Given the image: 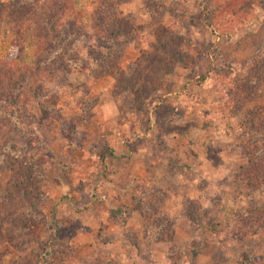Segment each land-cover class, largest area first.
Wrapping results in <instances>:
<instances>
[{
    "label": "rangeland",
    "instance_id": "obj_1",
    "mask_svg": "<svg viewBox=\"0 0 264 264\" xmlns=\"http://www.w3.org/2000/svg\"><path fill=\"white\" fill-rule=\"evenodd\" d=\"M62 1L69 4L65 37L77 52L68 58L93 75L64 64L52 76L35 69L37 59L60 64L65 57L54 51L64 46L38 51L26 29L30 6L0 0V264H41L52 254L64 264H149L153 255L156 264H264V0ZM171 8L182 17L173 21ZM114 22L115 35L97 39ZM28 70L57 97L58 115L32 151L28 128L6 116L24 99L9 98ZM35 90L25 95L34 118ZM103 101L113 107L105 112L113 123L104 119L101 127L128 122L139 138L127 146L147 152L112 160L91 120L74 129L75 146L62 136L83 115L80 103L93 116ZM70 150L82 166L63 160ZM123 165L148 172L147 190L134 189L155 198L152 225L163 223L157 237L148 216L141 225L134 213L127 227L103 216L111 208L100 176Z\"/></svg>",
    "mask_w": 264,
    "mask_h": 264
},
{
    "label": "trees",
    "instance_id": "obj_2",
    "mask_svg": "<svg viewBox=\"0 0 264 264\" xmlns=\"http://www.w3.org/2000/svg\"><path fill=\"white\" fill-rule=\"evenodd\" d=\"M69 1V0H68ZM17 4H20L21 7L27 8L30 6V11L32 12V15H29L31 17V20L33 21V26L26 29H31V34L33 37L37 40V48L38 51L43 48L44 46H50L49 48L56 47V45L60 46L63 45L64 47L60 50H63L64 53L58 54L56 50L54 51L56 55L59 57H65L62 62L53 61V64H48L49 62H45L43 60L37 59L35 62V69H38L40 71L48 70L52 76L55 72V70H59L61 68V64L67 65L69 67L70 72L71 71H80L85 69L89 75L95 74V71L91 67L86 65L80 64L77 59L68 58L72 57V54H77V52H73L71 48L74 47V40L70 36H66L67 32L65 30L66 26L68 25V19H64V14L67 11L68 3L67 1H62L59 3V0H16ZM121 2V0H120ZM124 2V1H123ZM172 15V20L175 21V15L177 16V19H179V16L181 14V11L177 12L175 9L171 8L170 11ZM27 15L25 12L21 11L18 14V18L16 19V23L23 26V23L27 18ZM182 17V16H180ZM120 26L119 22H114L113 24H110V26L106 27V30L103 32V36H101L102 31H99V35L96 34L97 39H104L103 42H108V40L111 38V36H114L116 33V30ZM97 28V27H96ZM44 32V33H41ZM16 32H19V28L16 29ZM97 32V29H96ZM46 41L44 42V40ZM104 43H102L103 45ZM71 46V47H70ZM90 49V48H89ZM92 49V48H91ZM93 51V50H92ZM41 54V53H40ZM40 54H36V57H41ZM91 54V53H90ZM262 54L264 56V46L262 48ZM91 56L97 57L95 53L92 52ZM75 57V56H73ZM103 60V59H102ZM42 75V73H41ZM19 83L15 85L17 92L13 94L12 97L9 99L14 100L16 103L19 98V96H22L24 99L20 101V103L16 104L12 111L6 114V116L12 121V123L20 128V129H26V136L28 140V146H26L28 151H32L33 147L37 145L38 142H44L47 140L50 136L51 127L56 121V118L58 115H56L57 111V97L53 94H49L40 83H37L36 78L30 73V70L28 72H23L19 75ZM3 74L0 73V80H2ZM145 83H149V81L146 79L144 80ZM35 90L34 99L36 101V104L38 105L40 115L36 116L34 118L33 115H31V111L28 109L29 102H26L25 95L28 93H31L32 89ZM2 103H6L8 101H5V97L1 98ZM9 103V102H8ZM12 104V103H11ZM82 114L76 118L75 122L72 124L69 123V127L67 128V133H62V136L70 142L72 146L76 145V139L78 138L77 132H75L74 129H77L81 125H83L84 122H87L91 119L92 113L88 109V105L85 103H80ZM33 116V117H32ZM58 120V119H57ZM31 124H35L37 127V131L39 132L38 135H33L34 130L31 128ZM77 135V136H76ZM12 146V145H11ZM13 148V147H12ZM14 150H17L14 149ZM14 156V155H13ZM4 159L8 160L9 157V148L6 146V153L4 155ZM15 160H18L17 157ZM148 198L147 202H144L142 200H139L138 198L134 200V204L130 207H127V211H139L143 212L145 210L144 214L145 216H148L146 218V222L150 223V226L153 224V221H155L156 216L154 215V212H157V210L152 209L151 206H155V198L151 194ZM139 209H138V208ZM152 216V217H150ZM158 220V219H157ZM156 220V221H157ZM158 223V222H156ZM156 227L155 236L157 237L158 233H160L163 228L162 224H156L153 225ZM147 263L149 264H156L154 259L152 257H148ZM41 264H64V257L60 254H52L49 258L44 257L42 259Z\"/></svg>",
    "mask_w": 264,
    "mask_h": 264
},
{
    "label": "crops",
    "instance_id": "obj_3",
    "mask_svg": "<svg viewBox=\"0 0 264 264\" xmlns=\"http://www.w3.org/2000/svg\"><path fill=\"white\" fill-rule=\"evenodd\" d=\"M111 104L109 103V101H103L100 102L98 105H96L95 107V111H99L98 113H94V115L91 117V123L90 125L92 126L93 132H94V137L95 138H101L104 139V141L106 142L107 146L111 148V150L113 151L114 156L111 158L112 160L114 159H123L125 160L127 157V153H134L137 152L139 154H144L145 152H147L146 148L143 149V147L140 148H130L127 146V142H128V138H130L131 136L134 138L135 136L137 138H139L135 132H134V127H131V129L129 128V123L128 122H124V124L122 126H113L112 129L107 130V129H103L101 127V122L105 119L107 121L110 122V124L113 123L111 116H107V113H105L106 111H109V108L112 110V106H110ZM106 115V116H105ZM108 122V123H109ZM107 124V122L105 123V125ZM109 126V125H107ZM128 129V130H127ZM130 130V131H129ZM127 131L126 135L125 132ZM92 139V137H91ZM94 140V138L92 139ZM91 140V141H92ZM97 142V140H96ZM75 154V152L73 150H70L69 152H67L66 155H63V160L66 159L69 161V165H71L70 167H74V164L76 165L77 163L80 162V165L82 166L85 162H83V159L80 158L77 162L74 160L73 155ZM126 154V156H125ZM97 155V154H96ZM134 161V160H133ZM124 162V161H123ZM67 165V166H69ZM79 165V164H78ZM112 170V168L110 169ZM106 175H101L100 180L104 183H101V187L100 189L102 190V195H104V205L105 206H109L111 208V210H107L103 216H105L106 220L107 217H111L110 220L114 219V222H119L121 223V226L123 227H127L129 225V222L132 218H134V215L137 214L139 216L138 220L140 218V223L141 225H143V220L145 218V210H143V212H139L137 211H127V207L131 206V201L134 199H139L142 200L144 202L148 201V198L146 197H140L135 195L136 193V189H141L139 190V192L141 191V193L143 194L148 187L149 181L148 178L146 177V174H148L147 171H145L144 169H139L138 167H132L130 169H126L125 166H119V168L117 167V169H115L114 171H111L110 174H108L107 172L105 173ZM123 174L125 178V180L123 182H120L118 180H116L117 176H122ZM100 184V183H99ZM97 185V183L95 184V186ZM136 186V189H134ZM170 200H165L166 205L168 204ZM133 202V201H132ZM128 205V206H127ZM167 212L169 211V209L166 210ZM135 213V214H134ZM168 216V215H166ZM171 216V215H170ZM168 216V217H170ZM152 217V216H150ZM108 221V220H107ZM151 230H147L148 232H156V227L155 226H151L150 228ZM127 246V245H125ZM155 258V256L153 255L152 258ZM156 259V258H155ZM157 260V259H156ZM159 262V261H157Z\"/></svg>",
    "mask_w": 264,
    "mask_h": 264
}]
</instances>
